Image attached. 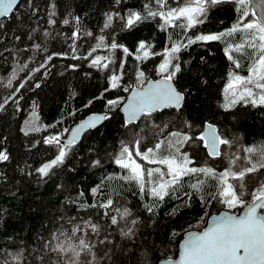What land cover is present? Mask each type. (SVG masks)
Masks as SVG:
<instances>
[{
    "label": "trees",
    "instance_id": "1",
    "mask_svg": "<svg viewBox=\"0 0 264 264\" xmlns=\"http://www.w3.org/2000/svg\"><path fill=\"white\" fill-rule=\"evenodd\" d=\"M185 2L168 0V5ZM238 8L230 0L207 5L204 22L187 30L171 25L162 29L164 21L148 15L149 10H161L156 0H23L11 16L0 20V103L14 94L0 109V152L8 156L0 161V264H66L67 256L51 250L57 244L54 236L71 244L82 238L92 245L91 254L79 257L80 264H87L93 254L94 264H158L176 258L183 235L201 230L211 214L225 209L238 212L251 202V193L264 184V168L242 181L228 177V183L241 191L244 204L228 208L218 195L220 173L249 167V161L264 162V105L230 104L231 90L225 91L229 74L242 76L255 59L252 48L234 50L250 37L237 32L218 41L187 44L197 35L227 32L238 22ZM131 12L142 19L129 27L125 21ZM108 15L113 19L106 28ZM74 32L79 35L74 37ZM141 42L144 49L139 48ZM112 43L118 47L112 48ZM174 43L186 45L172 60L180 65L173 82L185 96L183 106L126 122L121 108L128 93L152 78L164 77L159 66ZM228 45L245 69L228 59ZM97 56L100 66L92 64ZM113 75L119 76L116 88L111 87ZM113 100L117 103L109 105ZM92 112L107 113L108 118L79 144L67 146L64 162L41 175L38 169L55 158L70 128ZM208 122L230 141L221 144L216 157L199 139ZM173 132L181 136L173 137ZM184 135L191 139L184 141ZM55 136L59 145L46 142ZM133 140L140 142L141 150L163 142L154 155L157 160L174 151L168 147L171 141L175 150L188 156L190 168L212 169L215 174L186 175L163 199L154 197L150 189L158 174L142 192L137 181L124 179L130 172L114 162L121 142ZM133 159L145 170L146 181L148 169L166 171L165 165L135 155ZM97 160L99 164L94 163ZM108 200L113 202L110 207H100ZM113 216L116 225L111 223ZM77 225L82 230L73 233Z\"/></svg>",
    "mask_w": 264,
    "mask_h": 264
},
{
    "label": "snow or ice",
    "instance_id": "2",
    "mask_svg": "<svg viewBox=\"0 0 264 264\" xmlns=\"http://www.w3.org/2000/svg\"><path fill=\"white\" fill-rule=\"evenodd\" d=\"M18 0H0V17L8 16L13 10V6L16 5ZM120 0H116L119 3ZM221 0H186L185 3L178 7H170L168 0H156L157 5L160 7V11L149 10L148 15L152 17L159 16L165 25H171L173 27H183L185 30L192 29L198 24L204 22V17L207 13V5H215L220 3ZM239 5L237 9L240 13L238 22L233 25L227 32H220L218 34H201L195 36V38H188L187 44H192L197 41L210 42L218 41L225 37L232 36L237 32H246L250 37L245 43L235 45L236 52H242L245 47L252 48L254 50L255 59L252 65L248 69L247 76H241L239 74L230 73V80L225 89L226 92L231 90L232 99L230 104H235L238 101H244L251 103L253 106L264 105V0H257L254 4L253 0H235ZM147 7V6H146ZM166 9V11L164 10ZM254 9H260L257 13ZM54 15V13H52ZM250 16H258V19L250 20ZM78 19V18H77ZM113 16L108 15L105 27H109L112 22ZM142 19L141 15L136 12L129 13L125 23L131 27L134 23ZM176 21H182L177 24ZM49 23L54 24L55 20L50 19ZM64 24H68L69 20L65 19ZM78 32H74L73 36H78ZM90 35V33H89ZM101 41L103 37L100 38ZM99 46V45H98ZM181 43H174L170 49L167 50L168 58L160 64L159 69L164 74L163 81H157L150 87L137 91L128 103L126 111L128 112V121L132 122L141 115H151L152 112L161 110L164 108H176L180 109L185 100V96L182 92L178 91L171 83L176 72H179L180 65L172 64V60L176 59L175 53H178L181 47H184ZM39 48V45H36ZM112 48H117L116 43L111 44ZM140 49L145 48L143 42L139 45ZM96 51V49H92ZM233 51V46L228 45L225 49L228 59L233 61L236 68H240L238 61H235L230 54ZM124 52L127 53L128 49L125 48ZM91 52L88 54L91 56ZM144 56H148V52L144 53ZM139 58V57H138ZM51 59V57H49ZM92 64L96 66L101 65V58L99 56L92 60ZM103 67L107 68L108 65L104 64ZM26 67V65H25ZM43 67V65H41ZM39 71V69H36ZM144 76L143 72L139 73L138 79L142 81ZM14 78V76H13ZM119 76L113 75L111 77V87H118ZM8 86L11 87V79L8 82ZM23 87V83L19 85ZM39 87V85H37ZM128 89H125L127 91ZM258 90V91H257ZM19 91V88L16 89ZM107 91V89L105 90ZM9 99H14V94L4 99L3 103H0V109L8 103ZM109 105L116 104L117 101H109ZM229 105L226 104L225 107ZM107 116H94L88 121L82 123L80 127L72 131V140L68 141V145L74 144L76 137L80 134L81 129L94 128L98 121L107 119ZM173 137L181 136L179 132L170 133ZM190 137L184 135L183 140L187 141ZM201 141L205 142V147L210 149V155H220L218 151V145L229 144L230 141L220 137L215 128L212 125H208V132L206 135L199 137ZM47 143L55 142L60 144V138L58 136L52 137ZM129 143L132 145L129 146ZM129 143L121 142V149L114 158V162L130 172L129 176H125L124 179L135 180L139 183L140 189L143 192L145 185L151 182V178L154 174H158V181L153 184L150 189V194L159 199H163L168 194V189L178 184L181 179L189 174L197 172H205L209 175H214L212 169H197L190 168L187 165L191 163L186 154L179 153L175 150L176 146L171 141L168 143V147L174 149L167 157L159 160L154 158L155 153L160 150L164 145L163 142H158L152 148H145L141 150L140 142L133 140ZM67 145L60 147L58 154L50 162L45 163L38 169V172L42 175H48L49 171L55 166L62 164L66 156L65 148ZM248 152H252V149H247ZM133 155L140 157L141 159L150 163H159L165 165L166 171L161 168L148 169L147 177L145 180V170L142 169L139 163L133 159ZM8 156L4 152H0V161L7 160ZM99 164L100 161L94 162ZM250 166L237 171L226 170L219 174V179L222 182V187L219 191V197L222 198V203L227 205L228 208H234L237 205H242L245 201L242 200V193L238 191L237 187L231 183H228V177L237 181H242L244 177L252 172L258 171L259 168H264V162L259 164H252L249 161ZM168 177V179H165ZM194 188L197 185H193ZM240 189H243L244 185L240 184ZM93 193L97 192V188L92 189ZM252 200L243 215L236 217L232 215H226L218 217L212 221L210 226L202 233H194L188 236V239L184 241L183 248L180 252L179 260L175 264H264V215L258 212L264 210V184L260 186L256 191L251 193ZM112 200H108L106 204H101L100 207H110ZM151 211V209H149ZM127 215V210L123 213ZM111 223L116 225L118 223L117 218L113 216ZM93 232L97 231L96 225H90ZM79 225L73 228V233L81 231ZM128 235V233H124ZM57 240V244L51 250L60 254L61 256H67L68 260L66 264H80L79 257L82 253H92V245L85 239H79L78 244H71L67 242H60L58 237L54 236ZM103 243V241H101ZM48 247V244L45 245ZM93 259L88 261L87 264H94Z\"/></svg>",
    "mask_w": 264,
    "mask_h": 264
},
{
    "label": "water",
    "instance_id": "3",
    "mask_svg": "<svg viewBox=\"0 0 264 264\" xmlns=\"http://www.w3.org/2000/svg\"><path fill=\"white\" fill-rule=\"evenodd\" d=\"M22 1H23V0H18L17 4L13 6V10L9 13L8 16H11V15L13 14V12L18 8V6L20 5V3H21ZM221 1H222V0H221ZM230 1H235V0H230ZM256 2H257V0H253V3H254V4H255ZM254 10H255L257 13L260 12V9H254ZM8 16L0 17V20L3 19V18H6V17H8ZM258 18H259V17L257 16V19H258ZM157 81H163V77H161V78H159V79H153V78H152V79L148 80V81H147L142 87H135V88H133L132 90H130V92L128 93L127 98H126V100H125V102L123 103L122 108H121V112L123 113V116H124L126 122H129V121H128V112L126 111V109H127L128 103H129V101L131 100V98L133 97V95H134L137 91H142V90H144V89L150 87L152 84L156 83ZM171 83L173 84V86L176 87V85H175V83L173 82V80L171 81ZM176 89H177V87H176ZM177 90H178V89H177ZM178 91H179V90H178ZM184 102H185V100L182 102V104H184ZM164 109H166V108H164ZM164 109H161V110H164ZM94 116H107V117H108V114H107V113H103V112H102V113H101V112H92V113L88 114V115L85 116L82 120H80V121L77 122L74 126H72V127L70 128V130L66 133V135H65V136L63 137V139L61 140V145H62V146H64V145L71 146V145H74V144H79V143L83 140V138H84V136L86 135L87 132H89L90 130H94V129L98 128L99 126H101V125L107 120V119H104V120H102V121H98L97 124H96V127H94V128H84V129H81L80 134L76 137L75 143H74V144H71V145H68V141L72 140V131L75 130L76 128L80 127V125H81L82 123L88 121L89 119H91V118L94 117ZM141 117H142V115L139 116L136 120H134V121H132V122H138L139 119H140ZM129 123H131V122H129ZM208 125H212V126L215 128L217 134L220 136V134H219V132H218V128H217V126H216L215 124H213V123H210V122H208V123H206V124L204 125L201 135H206V134H207V132H208ZM220 137H221V136H220ZM220 148H221V144L218 145V151H219V153H220ZM206 149H207L208 153H210V149L207 148V147H206ZM211 156H212V155H211ZM217 156H218V155H217ZM213 157H216V156H213ZM249 204H250V202L246 203V204L242 207V209H241L240 211H238V212H233V211H231V210H226V209H225V210H221V211H219V212H216V213L211 214V215L208 217V220H207L206 225H205L201 230H191V231L186 232V233L183 235V237H182V239H181V241H180V243H179V253H178V255H177L176 258H164V259L160 260V261L158 262V264H175V262L179 260L180 252H181V250H182V248H183L184 241L188 239V236H189L190 234H194V233H202L203 231H205V230L210 226V224L212 223V221L216 220L218 217H222V216H226V215H232V216L239 217V216L243 215L244 212H246V210H247ZM258 212H260V214L264 215V211L258 209Z\"/></svg>",
    "mask_w": 264,
    "mask_h": 264
},
{
    "label": "rangeland",
    "instance_id": "4",
    "mask_svg": "<svg viewBox=\"0 0 264 264\" xmlns=\"http://www.w3.org/2000/svg\"><path fill=\"white\" fill-rule=\"evenodd\" d=\"M257 17V16H256ZM240 67L242 68V69H245V66L244 67H242V65L240 64ZM249 73H248V71L247 72H244L243 74H242V76H247ZM188 167H190L189 166V164L187 165Z\"/></svg>",
    "mask_w": 264,
    "mask_h": 264
},
{
    "label": "bare ground",
    "instance_id": "5",
    "mask_svg": "<svg viewBox=\"0 0 264 264\" xmlns=\"http://www.w3.org/2000/svg\"><path fill=\"white\" fill-rule=\"evenodd\" d=\"M42 175V174H41Z\"/></svg>",
    "mask_w": 264,
    "mask_h": 264
}]
</instances>
